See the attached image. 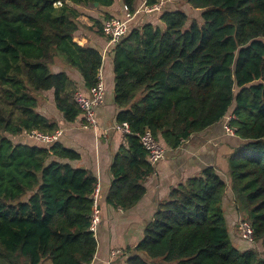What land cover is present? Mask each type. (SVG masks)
<instances>
[{
	"label": "trees",
	"instance_id": "obj_1",
	"mask_svg": "<svg viewBox=\"0 0 264 264\" xmlns=\"http://www.w3.org/2000/svg\"><path fill=\"white\" fill-rule=\"evenodd\" d=\"M115 0H0V264H90L98 241L90 229L98 183L60 141L14 142L58 124L40 113L38 93L53 90L56 108L74 122L79 89L66 71L80 72L86 90L98 80L99 50L75 37L76 5ZM160 0H147L154 5ZM203 23L184 9L164 10V27L146 23L113 45L118 123L128 122L114 157L106 200L129 210L145 195L154 165L140 142L150 129L170 149L222 120L241 139L229 157L236 208L250 221L253 241L264 248V0H186ZM135 12L136 0H122ZM86 26L104 35L103 22ZM34 142V141H33ZM229 184L215 167L173 188L161 201L133 249L129 264H264L257 248L239 249L230 234L223 200ZM161 261V262H160Z\"/></svg>",
	"mask_w": 264,
	"mask_h": 264
},
{
	"label": "crops",
	"instance_id": "obj_2",
	"mask_svg": "<svg viewBox=\"0 0 264 264\" xmlns=\"http://www.w3.org/2000/svg\"><path fill=\"white\" fill-rule=\"evenodd\" d=\"M147 0H136L135 9L141 8ZM179 0H165L163 9L159 12H143L134 14L129 22L130 31L146 23H153L164 27L161 14L167 10L170 3ZM95 9L87 5H77L83 13L79 17L80 27L75 33L83 45H88L99 50L103 57L101 66L106 87L104 102L96 109L98 128H84L82 117L74 122L64 119L63 113L55 108L53 90H48L46 96V111L38 107L40 113L58 124L63 130L60 142L80 154V159L64 160L73 167L89 169L98 179L100 184L99 213L100 223L96 238L98 241L94 259L90 264H129V257L134 254L133 249L144 236V230L153 218L161 201L169 197L173 188L184 183L189 178L198 175L207 167H215L218 174L229 184L223 200L226 222L232 235L237 232L240 214L236 208L235 199L230 186L229 157L240 145L241 139L226 133L224 125L228 117L233 115V107L226 116L209 128L192 134L178 148L167 147L166 157L154 165L155 171L145 179L146 193L144 197L131 209L122 210L114 207L106 200L107 194L114 179L112 164L114 157L122 145H127L125 134L114 129L117 123L118 107L114 102L115 96V71L113 46L109 45L105 35H99L86 26L93 25V18H99L98 13L123 16L125 14L122 0H115L111 6ZM179 9V8H175ZM173 9V10H175ZM135 10V11H136ZM105 16V15H104ZM142 22V23H141ZM144 22V23H143ZM133 24H139L135 26ZM53 70L66 71L74 80L78 88L84 87L83 78L79 71L69 66L54 65ZM29 137V136H28ZM32 139V140H31ZM33 140L35 142H33ZM26 143L36 144L37 140L29 137ZM233 239V237H232ZM235 241V240H234ZM241 250L255 248L249 242L239 241ZM120 249L121 253L114 257L112 250ZM46 264H49L46 261Z\"/></svg>",
	"mask_w": 264,
	"mask_h": 264
},
{
	"label": "built area",
	"instance_id": "obj_3",
	"mask_svg": "<svg viewBox=\"0 0 264 264\" xmlns=\"http://www.w3.org/2000/svg\"><path fill=\"white\" fill-rule=\"evenodd\" d=\"M164 3L165 0H160L154 5H147V3H144L143 6L137 9L134 13L130 12L127 5H124L125 14L123 16H110L109 18H106L103 22V32L108 38L109 45H116L125 35L130 32L129 22L132 20L135 13L140 11L148 13L159 12L163 9ZM105 92L106 87L101 68L98 72V80L93 86L86 90H82L80 88L76 90L74 99L81 109L82 125L84 128H98L99 124L96 116V109L104 102ZM233 117V115L229 116L228 121L224 125L226 133L231 136L236 135L235 128L229 125V120H231ZM113 127L124 134L131 133L128 122H117ZM62 135L63 130L61 128H58L53 133H44L34 130L33 132L27 134V136L34 138L35 140L46 145L54 144L55 142L60 141ZM140 142L147 152L148 160L153 165L157 164L166 157L167 148L150 129H146L142 134H140ZM100 191V184H97L92 194L93 213L90 226V229L94 232V234L97 233L100 223V213L98 208ZM239 226H241L244 237L249 241H253V228L250 221L241 220L239 222ZM111 253L114 257H116L121 253V250L114 249Z\"/></svg>",
	"mask_w": 264,
	"mask_h": 264
},
{
	"label": "rangeland",
	"instance_id": "obj_4",
	"mask_svg": "<svg viewBox=\"0 0 264 264\" xmlns=\"http://www.w3.org/2000/svg\"><path fill=\"white\" fill-rule=\"evenodd\" d=\"M87 6L89 8H92V9H95V7H96L95 4H89ZM78 8L83 9V7H78ZM175 8L184 9L187 12V14L189 15V18H190L189 23L192 20H197L201 24L203 23V19H202V16H201V10L195 9L189 3H187L186 0H179L177 2L176 1L175 2L172 1V4L170 3V5L168 6L167 9L173 10ZM104 15H106V14L105 13L102 14L100 12L98 13V17H100V18L104 17ZM133 25L138 26L139 24H133ZM140 27H142V25ZM45 94H46V92H40V93H38L39 106L41 107V110H43V111H46V99L49 98L48 95L46 96ZM11 137H12V139H13L14 142L26 141V139L29 138L27 135H21V136H18V137L11 136ZM243 217H244V215L243 216L240 215L239 222L241 220H244ZM236 231L237 232H234V231L232 232V237H233V240H235V242L239 245V247H245L246 246V245L241 246V244L239 242L240 240L243 241V242H249V245H252V247L257 248V250H259L261 256L264 258V248H263V246H262L261 243L254 242V241H249L247 238H245L244 235H243V233H242L241 226H239V225H238ZM46 261H48L49 264H51V260H45L43 262V264H46Z\"/></svg>",
	"mask_w": 264,
	"mask_h": 264
},
{
	"label": "water",
	"instance_id": "obj_5",
	"mask_svg": "<svg viewBox=\"0 0 264 264\" xmlns=\"http://www.w3.org/2000/svg\"><path fill=\"white\" fill-rule=\"evenodd\" d=\"M96 5H98V3H95Z\"/></svg>",
	"mask_w": 264,
	"mask_h": 264
}]
</instances>
